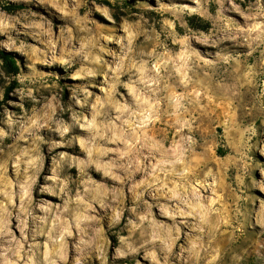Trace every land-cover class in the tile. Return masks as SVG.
Returning <instances> with one entry per match:
<instances>
[{
	"label": "rangeland",
	"instance_id": "374dc122",
	"mask_svg": "<svg viewBox=\"0 0 264 264\" xmlns=\"http://www.w3.org/2000/svg\"><path fill=\"white\" fill-rule=\"evenodd\" d=\"M0 51V264H264V0H0Z\"/></svg>",
	"mask_w": 264,
	"mask_h": 264
},
{
	"label": "trees",
	"instance_id": "16d2710c",
	"mask_svg": "<svg viewBox=\"0 0 264 264\" xmlns=\"http://www.w3.org/2000/svg\"><path fill=\"white\" fill-rule=\"evenodd\" d=\"M20 8V7H18ZM8 11H11V8H7ZM0 59H2L4 62H6L8 64V66L10 67L11 71H13L16 74H19V69L16 65V62L14 60V58L9 55L6 52L0 51Z\"/></svg>",
	"mask_w": 264,
	"mask_h": 264
}]
</instances>
